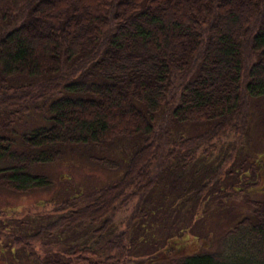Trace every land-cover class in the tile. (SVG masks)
<instances>
[{
    "label": "trees",
    "instance_id": "1",
    "mask_svg": "<svg viewBox=\"0 0 264 264\" xmlns=\"http://www.w3.org/2000/svg\"><path fill=\"white\" fill-rule=\"evenodd\" d=\"M174 79L182 83L171 95ZM262 98L264 0H0L3 127L30 110L46 117L44 125L17 132V139L13 132L0 134V187L21 193L47 188L53 183L38 168L59 161L66 148L104 151L134 141L118 181L96 191L89 204L64 201L56 210L67 213L17 242H64L59 256L48 254L44 264L88 261L95 253L87 247L90 232L99 238L134 198L137 220L153 213L145 206L158 190L163 201L183 198L187 189L179 193L173 186L172 195L166 193L176 182L173 172L185 169L202 144L201 155L209 156L207 146L227 132L243 138L249 102ZM193 124L211 127L180 136ZM175 131L179 137L172 140ZM88 160L116 168L105 158ZM184 231L177 228L153 256H169L167 264H264V203L221 238L220 252H182ZM70 234L83 241L70 243ZM127 248L117 247L120 258Z\"/></svg>",
    "mask_w": 264,
    "mask_h": 264
},
{
    "label": "rangeland",
    "instance_id": "2",
    "mask_svg": "<svg viewBox=\"0 0 264 264\" xmlns=\"http://www.w3.org/2000/svg\"><path fill=\"white\" fill-rule=\"evenodd\" d=\"M173 81L172 90H175L171 95L178 93L182 83L177 79ZM247 109L250 121L243 138L233 131L227 132L207 146L212 147L209 156L201 155L205 147L202 144L185 169L180 167L173 172L176 182H169L171 186H167L166 193L172 195L173 186L179 193L187 189L183 198L173 194L170 200L163 201L160 190L156 191L151 197L154 198L151 206L143 204L148 212L153 211L144 220L134 219L138 198L132 199L115 212L111 226L99 238L93 232L87 235V247L95 252L94 255L87 256L88 261L73 259V264H167L169 256L160 260L164 257L160 251L180 227L185 228L183 241L187 240L182 252H220L221 238L251 215L254 204L264 203V98L249 102ZM41 112H24L9 128H4L8 122L0 119V134L13 132L12 137L17 139V132L44 125L46 117ZM210 127L207 124L186 125L180 136L194 137ZM178 134L175 131L172 140L179 137ZM133 142L117 141L104 151L68 147L59 161L38 168V172L52 181L51 186L25 193L0 187V264H44L48 254L59 256L64 242L36 240L24 245L17 239L35 233L41 225L51 221L50 218L67 213L56 210L64 201H70L76 207L89 204L96 191L118 181L123 175L128 153L134 148ZM88 156L105 158L115 163L116 168L91 162ZM256 160L262 166L254 164ZM97 227L92 226L90 230ZM124 231L125 235L117 240V247H130L126 257L120 258L119 249L111 247L115 236ZM67 236L70 243L83 241L80 234ZM155 239L159 240L156 245ZM130 240H135V246L130 245ZM158 248L161 249L156 253L161 256L156 258L152 253ZM108 256L110 258L106 259Z\"/></svg>",
    "mask_w": 264,
    "mask_h": 264
}]
</instances>
